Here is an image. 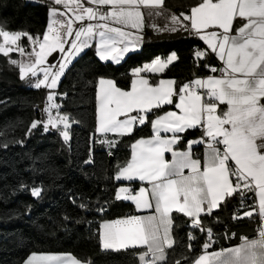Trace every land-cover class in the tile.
I'll return each mask as SVG.
<instances>
[{
	"label": "snow or ice",
	"instance_id": "6c2138e0",
	"mask_svg": "<svg viewBox=\"0 0 264 264\" xmlns=\"http://www.w3.org/2000/svg\"><path fill=\"white\" fill-rule=\"evenodd\" d=\"M52 2L63 5L65 9H68L70 4L74 5L75 21H96L86 25L81 23L75 30V39L71 41L75 53L89 47V39L98 35L100 40L97 47L100 58L112 59L118 63L124 53L134 49L137 38L120 27L110 26V23L139 29L142 27L143 17L138 7L140 5L162 7L163 0H87L88 4L97 7H88L81 3V0ZM105 5H111L112 10L100 11L99 6ZM57 15L64 16L65 13L56 8L50 9V23L43 42L27 33H10L0 28L2 38L0 53L4 56H8L14 48L18 49L21 55L25 54L24 47L18 44L22 36H27L34 45L39 46L38 52L34 48L31 53L35 57L34 61L25 63L10 60V63L18 64L21 79H25L29 73L36 77L37 65L42 64L53 52L57 50L65 52L64 36L73 35V19H67L65 25V21L56 19ZM181 15L184 20H190L191 28L196 31L199 38L224 61L225 67L222 69H211L213 72H221V77H210L204 81L196 79L181 86L178 92L173 87L174 81L171 80H161L158 86H150L144 79L133 80L131 91L119 89L111 80L99 81L97 100L100 132L130 134L134 124L146 123L149 111L173 104V96H179L176 107L180 109V114L167 112L152 121L154 137L132 145L131 161L119 168L115 177L117 180L138 178L152 183L150 196L148 190L143 187L137 194L121 188L117 198H121L119 193H125L123 199H131L138 209L151 208V201L154 200L156 215L145 217L143 220L132 217L125 221L117 220L113 224H106L104 225L106 231L101 237L104 248H114L117 245L124 248L130 245H145L147 252L139 254L141 264H157L158 261L165 260L164 245L170 247L172 244L170 226L173 219L170 214L173 211L183 213L191 219L193 227H200L203 231L201 213L210 215L226 197H231L243 188L248 192H255L259 198L258 213L256 209H252L243 215L252 217L258 214L264 222V0H217L215 3L212 0H202V3L191 8L190 16L183 13ZM237 17L243 19L245 23L232 34ZM171 20L174 24H180L175 16H172ZM57 24L65 28V31L56 29L54 25ZM181 26L187 28V25ZM210 27L219 28L222 32L202 34V30ZM125 39L128 42L123 48L116 46L124 43ZM196 55L200 58L207 53L197 51ZM174 59L175 54L167 61L157 58L144 70L163 71ZM63 67L64 65H61L60 71L54 73L45 71L44 79H37L33 86L55 87ZM141 71L142 69L137 68L133 74L139 75ZM193 85L208 89L206 93L208 102L203 101L202 95ZM48 100L52 101L53 97L49 95ZM213 101L226 104L227 110L218 114L219 105ZM52 107L59 106L50 104L45 111L50 113ZM133 112L138 114L128 115ZM120 116L126 118L121 120ZM67 121V116H61L57 121L50 114L45 128L47 129L48 124L55 128L58 122H62L65 129L62 135L67 141L69 138ZM197 125L205 128V134L213 140V143L208 144L211 154L202 171L200 161L192 159L190 152H177L172 147L180 139L177 133ZM226 125L228 127H225ZM36 126L37 122H33L31 127ZM161 131L172 132L173 136L170 139L162 138ZM114 143L115 141L110 142V146ZM191 143L193 142H189V147ZM218 144L224 145L223 150L217 147ZM165 152H172L174 157L172 164L164 159ZM185 168L190 172L187 176L184 175ZM232 177H235V181L231 179ZM240 194L243 196L244 192ZM32 195L39 196L40 189H33ZM240 218L242 217L234 216V219ZM208 231L211 236V230ZM257 232L256 238L241 237V244L237 247L202 255L196 264H206V261L207 264H264V224L258 227ZM193 238L190 236V239ZM204 247L207 249L209 245L205 244ZM149 255L152 257L150 260L146 259ZM46 259L60 260L61 264H85L71 256ZM26 264H32V260Z\"/></svg>",
	"mask_w": 264,
	"mask_h": 264
},
{
	"label": "trees",
	"instance_id": "16d2710c",
	"mask_svg": "<svg viewBox=\"0 0 264 264\" xmlns=\"http://www.w3.org/2000/svg\"><path fill=\"white\" fill-rule=\"evenodd\" d=\"M200 3L202 0H163L162 7L180 15ZM49 7L47 1L0 0V28L41 37ZM18 44L26 47L27 36ZM194 47L204 46L185 30L171 38L150 33L138 51L117 64L100 60L91 48L78 55L55 89L58 111L71 123L67 141L60 130L43 127L47 90L33 87L28 78L21 79L9 63L14 53H0V264H21L31 253H67L91 264H141V249H101L98 229L104 220L134 214L130 203L116 199L121 183L114 175L128 161L132 143L150 136L152 119L169 106L152 110L146 123L130 134L96 137V84L100 78H109L126 90L136 66L173 52L176 61L162 74L148 78L151 84L171 78L177 90L187 81L212 73L209 67L216 66L209 52L194 57ZM222 111L219 108L218 113ZM33 122H37L35 128ZM196 135L192 130L184 137ZM33 189H40V195L33 196ZM238 195L225 198L216 211L200 217L203 231L186 217L173 214V244L166 250L165 260L157 264H189L198 255L206 230H211L215 247L254 237L256 216L234 219L254 207L247 191L243 206L235 212Z\"/></svg>",
	"mask_w": 264,
	"mask_h": 264
},
{
	"label": "crops",
	"instance_id": "0c3cea01",
	"mask_svg": "<svg viewBox=\"0 0 264 264\" xmlns=\"http://www.w3.org/2000/svg\"><path fill=\"white\" fill-rule=\"evenodd\" d=\"M30 1H33V2L47 1L48 3H50V7H49V10H48V22H47V26H46L45 32L47 31L48 25L50 23V9H52V8H56L59 11L65 13L64 16L57 15V17H56V19H58V20L65 21V25L67 23V19H69V18L73 19V24H72L73 35L64 36L65 52H61V51L57 50L55 58L53 60H51V62H54V61H56L58 59H62V64L61 65H64L62 75H63L65 69L73 62V60L78 55H80L81 53H83L85 50H87L89 48L93 49L95 54H96V56L100 60H102L100 58V56L98 55V47H97V45H98V42L100 40V37L98 35L91 37L89 39V47L83 48L79 53H75L74 50H72V47H71V41L75 39L74 32H75L76 29H78L81 26V23H84L86 25L88 23H96V21H87V20H85L83 22L75 21V19H74L75 12L73 10L74 9V5H71V4H70L68 9H65L63 7V5H56V4H54L52 2V0H30ZM212 2L215 3V2H217V0L216 1H212ZM81 3L85 4L88 7H97V6L88 4L87 0H81ZM99 9H100V11H105V12L112 10L111 9V5L99 6ZM138 10L142 13V17H143L142 27H140L139 29H134V28H132L130 26L129 27H124L122 25H116V24H111L110 23V26L120 27L123 31L131 33L132 37L137 38V42H136V45H135L134 49L124 53L123 57L119 59V62H121L128 54H130L132 52H135V51H138L140 49L142 43H143L144 38L146 36H149L150 33L151 34H155L157 36H161L163 38H171V37H177L178 35H181V33L186 30L189 35L196 37L203 44L205 49L214 56V59H215V62H216V66L215 67L210 66L209 67L210 69H212V68L222 69L223 67H225L224 61H222L219 58V56L216 53H214L211 48H209V46L207 45V43L204 40L199 38V36L197 35L196 31L191 28L190 20H184L183 15L174 14V13H172L170 11H167L163 7H155L154 8V7H145L143 5H140L138 7ZM157 13H159V14H157ZM151 15L153 17L150 18ZM186 15H189V16L191 15V9ZM172 16L177 17L179 19V21H180V24H174L172 22V20H171ZM244 23H245V21L243 19L237 17L235 19V21H234L232 34H235V30L239 29ZM181 25H187V28L185 29ZM54 27L56 29L60 30L61 32L65 31V28H62L59 24L54 25ZM171 29H178V30L173 31ZM213 31L218 32V33L222 32V30L219 29V28L210 27L208 29L202 30V34H207V33L213 32ZM45 32H44V34H45ZM44 34H43V36H44ZM81 39H85V38L81 37ZM127 42H128L127 39H125L124 43L118 44L116 46L119 47V48H123L124 44H126ZM172 54H174V53L171 52V53H169V54H167L166 56H163V57L158 56L155 59H153L151 62L142 65L140 67V69H142V71L139 73V75H134L133 72H134L135 69L132 70L131 71L132 79L130 81V85H129L128 89L123 90V91H131L132 90V82H133V80H139V79L147 80L148 84L150 86H158L159 82L161 80L174 81L171 78H160L155 84H151L149 82L148 76H155V75L162 74L169 65H171L173 62L176 61V59L171 61V63H169L167 65V67L163 71H158V70H154V69L144 70L146 66L152 65L153 61H155L157 58H160V60H162V61H167L168 58ZM66 57H67V63L65 64V58ZM102 61H110L112 63L117 64V62H115L112 59L102 60ZM221 75H222V73L219 72V71H216V72L212 71V73L208 74L207 76L194 78V79H192L190 81H187V82L191 83L192 81H194L196 79H200V80L204 81V80H207L210 77L219 78V77H221ZM100 79L111 80L109 78H100ZM100 79H98L97 84H96V128H95V136L96 137H104L106 135H120V134L114 133V132H100V131H98V123H99L98 122V107H99V102L97 100V94H98V90L100 88V85H99ZM34 81L36 82L37 79H34ZM111 81H113V80H111ZM185 84L186 83H184L183 85H185ZM183 85H181V86H183ZM194 86H196V85H194ZM173 87L176 90L175 82H174ZM180 87L176 90L177 92L179 91ZM196 87L199 89L200 92H198V93L202 95L203 101L204 102H208L209 98L206 95V93L208 92V89L207 88H200L199 86H196ZM172 99L174 101L173 104L163 105V106H169V109H167L166 111L162 112L159 115H156L152 119V121L156 120L157 117H159V116H164L167 112H176L177 114H180V109L176 107V104L179 103V96L174 95ZM213 102H215V103H217L219 105L218 109H217V113L219 111V108H223L222 113L227 110L228 106L226 104H219V101H213ZM163 106H161V107H163ZM110 107H114V105H110ZM154 109H157V108H153L152 110H154ZM151 111H149L148 113H150ZM137 114H138L137 112H133V113H129L128 115L132 116V115H137ZM140 114H142V113H140ZM218 114H220V113H218ZM125 118H126L125 116H120L119 117V119H121V120H123ZM204 122L206 123V120ZM68 123H70L69 119H68ZM70 124H69V127H70ZM139 126H142V125L136 123V124H134L133 129L135 127H139ZM69 127H68V129H69ZM225 127H228V126L226 125ZM192 130H195L197 132L196 136L190 137V138L184 137V134L186 132L192 131ZM61 132H63V131H61ZM205 132H206L205 128H202L200 125H197L196 127L189 128V129H187L184 132L177 133L176 135L179 136L180 139L178 140V142L176 144H174L172 146L173 150H175L177 152H190L192 159L200 161L201 171L203 170V166L207 163L208 158H209V156L211 154V150L208 148V141L212 140V138L208 137L205 134ZM151 133L152 134L150 136H148V137L137 139L135 142L132 143V145L137 143L140 140L147 141V140H150V139H152L154 137V130H153L152 123H151ZM160 136L162 138H169L170 139L173 136V133L172 132L161 131L160 132ZM185 138H186V140H184ZM197 141H204V142H197ZM189 142H193V143H191L190 147H189ZM179 144H182V147H179ZM132 145L130 146L129 159L122 167L126 166L127 163L129 161H131V159H132V154H133ZM164 159L169 164H172V162L174 161V157L172 155V152H165L164 153ZM122 167H120V168H122ZM118 170L116 171V173L114 175V178L116 177ZM183 171H184V175H186V176L190 174L189 169H187V168H185ZM115 180L121 183L116 189V193H115L116 199L120 200V201H124V202L130 203L133 206V208H134V214L128 215V216H123V217H117V218H113V219H108V220H104V221L100 222L99 229H98L100 247H101V249L108 250V251H118V250H126V249H141L142 253L147 252V247L145 245H138V246H131L130 245L127 248L120 247L119 245H117L114 248H104L103 247V242H102L101 237L106 231L104 225L113 224L117 220L125 221V220H128V219L132 218V217H139V218H141V220H143L145 217L156 215V213H155V201L154 200L151 201V203H152V207L151 208L138 209L136 207V204L131 199H123V196L126 195L125 193H119L121 198H119V199L117 198L118 191L121 188H126V189L129 190V192H131L133 194H137L139 192L140 188L143 187V188L148 190V194L150 196L151 195V191H152V183H150L147 180L141 181L138 178L132 179V180H125V179L117 180L115 178ZM253 193H254V198H255V207H253L252 209H256V212L258 213V210H259V198L256 196L255 192H253ZM204 207L206 208L207 206L205 205ZM217 209L218 208L213 209L212 212L216 211ZM252 209H249V210H247L245 212H249ZM173 214H180V215L186 217L183 213H179V212H175V211H173L170 215L172 216ZM243 214H241L240 217H248V216H244ZM202 215H208V214L201 213V216ZM257 215L258 214H254L253 216H257ZM186 218L189 220L190 223H192L191 219L189 217H186ZM262 224H264V222L261 223V226H262ZM171 229H172V225L170 226V238H171V241H172V244H173V238H172ZM257 236L248 237V238L249 239L256 238ZM172 244H171V246H172ZM240 244H241V240H239L236 244L226 246L223 249L213 250V251H209V252H206V253L199 254L189 264H196V262L198 261L199 257H201L202 255H208L209 253H214V252H221L222 250H225V249H230V248L237 247ZM170 247L167 246V245H164V252L166 253V250L169 249ZM68 256L73 257L72 255L67 254V253H31L24 259V261L21 264H26V262L29 261L30 259L32 260V264H61L60 260H50V259H46V258H48V257L67 258ZM140 262H141V260H140ZM159 262H162V261H158L157 263H159ZM206 264H207V261H206Z\"/></svg>",
	"mask_w": 264,
	"mask_h": 264
},
{
	"label": "rangeland",
	"instance_id": "374dc122",
	"mask_svg": "<svg viewBox=\"0 0 264 264\" xmlns=\"http://www.w3.org/2000/svg\"><path fill=\"white\" fill-rule=\"evenodd\" d=\"M153 17L152 15L150 16V18ZM10 33H13V32H10ZM43 35L41 37H34V38H39V40L41 42H43ZM1 42H2V38H1ZM35 48V51H39V46L38 45H34L32 41H30L28 39V44L26 47H24L25 49V54L24 55H21L19 50L18 49H15L11 52H9L8 55H10L11 53H14L15 55L13 57H10L9 56V63H10V60H15L17 62H25V63H28L29 61H34L35 60V57L31 55V53L33 52V49ZM57 51L53 52L51 55H49L46 60L40 64V65H37V76L36 77H33L31 76V74L29 73V75L26 77L28 79H30V81H33V85L35 84V81L34 79H44V73L45 71H48L49 73H54V72H57V71H60V68H61V64H62V59H58L54 62H51V60H53L55 58V55H56ZM10 65H12L13 67H15L18 72H19V75H20V71H19V67H18V64L17 65H14L12 63H10ZM62 77V74L59 76L58 80H57V83H56V86L53 87V88H48L44 85H42L41 87L45 88L47 90V103L44 107V118H45V122L43 123V127L46 131H49V130H60V131H64V124L62 122H58L57 123V127L53 128L51 126V124H48V127L47 129L45 128V124L48 123V120H49V115L51 114V117L54 119V120H59V118L61 116H66V115H63L61 114L59 111H58V107H52L50 109V113L48 111H45V108L48 107L50 104H55V105H58L57 102L55 101V98H56V93H55V89L60 81ZM33 79V80H32ZM50 82V80H49ZM34 87V86H33ZM49 95H51L53 97V100L52 101H49L48 100V97ZM68 122V121H67ZM70 124V123H68Z\"/></svg>",
	"mask_w": 264,
	"mask_h": 264
},
{
	"label": "built area",
	"instance_id": "2783aa9c",
	"mask_svg": "<svg viewBox=\"0 0 264 264\" xmlns=\"http://www.w3.org/2000/svg\"><path fill=\"white\" fill-rule=\"evenodd\" d=\"M197 51H200V52H206V53L208 52V51L205 49V47H194V50H193V56H194V57H197V55H196ZM200 58H201V57H200ZM140 67H141V66H136L135 69L140 68ZM211 71H212V70H211ZM186 84H190V82H186ZM193 87L196 89L197 92H200L199 89H198L196 86L193 85ZM217 139H221V138H220V137H217ZM210 143H213V140L208 141V144H210ZM217 147H218L219 149L223 150L224 145H223V144H218ZM233 167H234V163H233ZM231 179H232L233 181H235V177H232ZM240 192H244V193H246L247 190L242 188L240 191H238V194H239V195H238L239 203H238V206L235 208V212H237V211L243 206V204H244L243 196H241ZM249 197L252 199L253 205H254V207H255L254 193H253V192H249ZM103 210H106V209H103ZM255 221H256V223H255L256 235H255V236H257V235H258L257 229H258V227H261V223H262V221H261L259 215L256 216V220H255ZM204 234H205V235H204V241H203L202 245L197 249V253H198V255H199V254H202V253L209 252V251L220 250V249H223V248H224L223 246H219V247H215V246H214L213 235H212V233H211V236H209V231H208V230H206ZM233 237H234L233 234H230V235L228 236V239H229V240H232ZM240 240H241V238H240ZM205 244H208V245H209V247H208L207 249H205V247H204ZM151 258H152V257H151L150 255H149L148 257H146V259H149V260H150Z\"/></svg>",
	"mask_w": 264,
	"mask_h": 264
},
{
	"label": "water",
	"instance_id": "95a60500",
	"mask_svg": "<svg viewBox=\"0 0 264 264\" xmlns=\"http://www.w3.org/2000/svg\"><path fill=\"white\" fill-rule=\"evenodd\" d=\"M40 108H42V105H40ZM184 140H186V138ZM109 161H111V157H109Z\"/></svg>",
	"mask_w": 264,
	"mask_h": 264
}]
</instances>
